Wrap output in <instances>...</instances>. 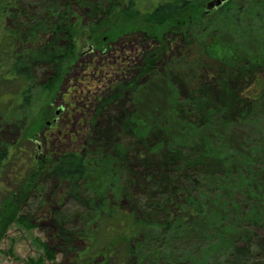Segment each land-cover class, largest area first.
I'll use <instances>...</instances> for the list:
<instances>
[{"label": "trees", "instance_id": "obj_1", "mask_svg": "<svg viewBox=\"0 0 264 264\" xmlns=\"http://www.w3.org/2000/svg\"><path fill=\"white\" fill-rule=\"evenodd\" d=\"M135 1L80 0V4L92 12L91 25L98 27L93 32L115 33L123 31L125 24L112 25L110 18L119 9L127 17L137 16ZM206 2L158 0L157 14L149 15L157 18L156 25L161 28L157 33L161 36V40L157 39V68L175 41L187 52L190 46L194 48V62L190 72L180 63L168 67L172 84L183 87L186 94L176 100L167 96L170 110L160 113V119L166 122L160 121L157 127L138 126V122V128L119 127L130 142L124 144L123 153L115 151L114 158L105 162L112 183L106 191L90 186L93 169L87 156L91 148L102 150L105 134L93 125L101 116L106 123L115 124L110 111L121 110L119 101L131 88H137L138 80L130 87L112 88L111 97L95 110V121L89 124L91 134L83 150L59 154L46 165L41 176L32 166L34 160L16 174L7 172L13 162L16 167L14 160L21 148L12 151L0 138V231L15 224L32 231L43 213L55 223L50 238L40 243L42 255L29 258L26 264H190L192 253L205 244L201 225L209 222L205 235H210L216 230L214 218H220L211 212L209 204L223 197L224 185L236 184L240 177L256 187L249 192L236 188L244 198L237 206L232 205V215L240 226L219 230L220 235L226 232L234 237L224 248L225 257L220 264H264V170L260 169L264 151H254L262 155L260 158L251 152L242 155L241 148L232 144L237 137V123L250 125L256 121L251 110H257V105L264 102V59H251L260 48L248 40L250 37L251 42L264 44V0H228L221 8H206ZM8 6L5 12L8 9L16 21L17 31L12 26L9 34L0 36V60L11 65L8 77L0 74V120L14 118L16 112L10 110L11 105L19 111L30 107L38 81L63 66L68 68L74 50L72 46H60L62 41L72 39V34L64 30L61 36V28L57 29L64 23L63 18L53 21L58 16L52 15L63 8L62 4L48 10L49 23L44 21L48 13L34 14L30 20L24 18L29 7L25 0H13ZM185 12L194 18L186 27L176 21ZM216 25L235 28V37L241 41L245 38L248 43L237 46L236 40L234 44L227 40L225 53L221 50L222 54L214 51L203 55L199 51L198 57V43L190 45L188 37L196 42L198 38L210 37ZM223 36H227L226 31ZM17 51L28 54L22 56ZM154 68V64L147 66L140 77ZM59 82L60 78H56L42 86L51 89ZM13 87L18 94H11ZM215 138L224 139L225 145L215 143ZM189 140L192 142L187 147L180 143ZM51 182L62 189L61 194L54 201L55 206L41 205L47 193L45 187ZM259 198L263 204L260 212L246 213ZM227 213L224 205L221 216ZM90 215L93 222L81 226L79 220Z\"/></svg>", "mask_w": 264, "mask_h": 264}, {"label": "rangeland", "instance_id": "obj_2", "mask_svg": "<svg viewBox=\"0 0 264 264\" xmlns=\"http://www.w3.org/2000/svg\"><path fill=\"white\" fill-rule=\"evenodd\" d=\"M12 1L0 0V36L9 34L13 30L12 26H15L16 21L13 22L14 18L9 16L8 9L5 12V7H9L8 5ZM25 1L29 7L26 8L24 18L30 20L34 14L46 15L51 6L57 7L56 5L61 4L62 0ZM145 1L136 0V6L142 9ZM148 6L146 7L148 8ZM148 12L145 13L148 14ZM115 15L110 18L112 25L125 24L123 31L115 33L89 31L84 26L93 24L92 19L88 15L82 16L80 31H77V44L82 57L72 68H66L65 77L51 89L42 86L45 79L41 78L38 81V87L32 92L33 99L30 107L22 108L19 111L15 108L16 105H11L10 110L16 112L13 115L14 118L12 120L9 118L0 120V138L12 151L16 150L17 147L21 148L14 160L17 162L16 167L13 166V162L12 165L8 166L10 168H8L7 172L16 174L24 167V164H28L29 160H34L32 166L37 169L36 174L41 176L42 174L40 173L46 170V165H50L59 154L81 152L87 144L89 134H91V125L89 124L95 121V110H97L103 100L106 101L111 97V94H113L112 88L120 87L123 83H127L123 81V73L128 74L131 70H135L137 72L136 77L132 81L135 82L136 79L140 78L139 82L136 83L138 84L137 88L134 89L135 91L131 88L127 96L119 101L121 110L110 111V116H112L111 118H113L115 124L106 123L105 118L101 116L93 125V128L98 126L97 128H100L99 132L101 133L104 130L105 134L103 137L98 134V137L104 138L102 150L99 147L91 148L92 150L89 151L90 154L87 156L93 169L89 178L90 186L94 189L106 191L112 183L109 169L105 162L110 158H114L115 151L121 152L120 150H122L123 153V149H126L125 145L130 142L129 137H124L119 132V127L127 129L128 127L130 129L138 128V126L142 125H145V127H157V124L161 125L160 121L166 122L165 119H160V113L164 114L165 111L170 110V106L167 103V100H170L167 96L170 98L172 96L175 100L185 96L186 90L183 87L177 88L172 84L173 81L171 80L168 67L171 65L177 67V63H180L183 69L190 72L189 69L194 62V48L190 46L187 52V49H183L175 41L162 55L158 62V68L140 77L143 66H139L138 62L141 55L144 52H149L148 46L150 51L155 48L152 41L150 42L145 38V32L150 36L156 35V24L159 25L157 18L154 19L150 16H145V14L127 17L126 13H123L120 9ZM191 20H194L191 13L185 12L183 17L176 21L186 27L190 25ZM108 24L111 27L110 22ZM108 24L105 26H108ZM160 29L157 26V33ZM234 30L235 28L233 27L227 28L222 25H216L211 31L212 35L210 37L198 38L197 42L195 38L191 39L192 37H188V42L190 45L198 43L196 50L198 57L200 52L203 55L214 51L222 54L221 50L225 53L224 43L227 40H231L232 44L236 40L237 46L248 43L245 38L242 41L236 38ZM225 31L227 33L226 37L223 36ZM19 35L23 38V32H20ZM92 37H94L93 41L91 40ZM104 38H107L106 42ZM157 39L161 40V36L157 35ZM248 40L250 44L260 48L251 59L255 60L256 57L264 59V57L262 58L264 56V44H260L255 40L251 42L250 37ZM89 46L100 49V51L94 50V52H91ZM27 54L24 52L22 56ZM243 54H246V52ZM206 58L204 57L203 60L207 61ZM3 60V58L0 60V66L2 65L0 74L8 77V69L11 65L3 64ZM134 76L135 74H133ZM131 83L133 84V82ZM187 83H189V80H187ZM10 92L11 94H18V89L13 87ZM251 114L254 118H257L256 121L253 120L254 122H251L250 125L243 121L238 122L234 130L237 137L232 141V144L236 148H241L242 155L251 152L252 156L260 158L262 155L254 154V151L258 153L264 151V102L257 105V110H251ZM214 140L215 143L219 142L223 146L226 143L224 139L221 141V139L215 138ZM191 142L192 140L181 141L180 143H185L187 147ZM223 148L228 149L229 147ZM44 159L48 162H45ZM260 169L264 170V165H261ZM119 186L121 187V185ZM237 186L246 192L256 187L252 182H245L243 177H240L236 184L223 186V197L219 201L213 200L214 202L212 201L209 204L211 212L214 215H220L222 220L217 217L214 218V222H212L216 226V230H213L210 235H205L209 222L201 225V233L205 237V244L203 249L200 248L197 252L192 253V262L190 261V264H220L224 259V248L228 245L232 235H227L228 233L226 232L220 235L219 230L222 227L232 229V227L239 228L240 226V223L236 222L232 215V207L237 206V202L244 201L241 196L242 191L236 190ZM45 188L47 193L41 201V205H49L51 203L55 206L54 201L57 200V196L61 194L62 189H58L55 182H51ZM113 192L115 193V191ZM224 205L228 208V215L224 214L221 216ZM262 205L261 198H259L253 208L251 207V210L246 213L251 211L259 213ZM91 215L81 218L79 224L85 226L87 222H93L94 217ZM47 218L48 221H46ZM49 218L46 213H43L42 216L40 215L38 227L32 231L25 230L17 224L9 226L7 230L3 229L0 231V264H26L29 258L40 257L43 253L40 243L46 242L50 238L51 227L55 225ZM232 238L234 237L232 236ZM186 252L188 253V251ZM58 260L62 261V257L59 256Z\"/></svg>", "mask_w": 264, "mask_h": 264}, {"label": "flooded vegetation", "instance_id": "obj_3", "mask_svg": "<svg viewBox=\"0 0 264 264\" xmlns=\"http://www.w3.org/2000/svg\"><path fill=\"white\" fill-rule=\"evenodd\" d=\"M62 1H63V3H62ZM62 1H61V4H62L63 8L57 10L56 14H53L52 17L55 18L58 16L57 19L53 20L54 22L55 21L58 22L63 18L64 23L62 25H59L57 28V29L61 28V31L63 32L61 34V36H64V34H65L64 30H66L67 33L72 34L71 40H73V43L71 40H69L68 42L62 41L60 43L61 47L72 46L74 48L73 55L70 57V63H69L70 65L67 68V69H70L82 57L80 52H79L78 44H77L78 43V36H77L78 32L77 31H80L79 29L81 27V22H82L81 17L84 15H88L89 17H92V12H90L88 9H83V10H85V11H83L81 8L80 0H62ZM216 2H217L216 0H209L206 4L207 5L206 8L209 6H212V4H214ZM223 4L217 8H221L223 6ZM158 5H159L158 0H146L144 3V7L142 9L139 8L138 6H136V8L139 11L138 13H136V15L137 16H140L141 14H145V16H149L150 14L155 15V14H157ZM146 6H148V8ZM212 8H216V6H214ZM14 11H15L16 15H19V9L16 8ZM147 11H149L148 14L145 13ZM50 18H51V15L48 13L45 16L44 21L49 23ZM84 28H87L89 31H92V30L97 29L98 27H96V25L87 24L84 26ZM13 29L16 30L17 27L15 29V27L13 26ZM155 29H156V35L150 36L147 32H145V38L150 42L152 41L153 45H155V48L152 51H150V47L148 46L147 49L149 52H144L141 55V58L139 59L140 61L138 62V65L143 66L142 70L144 68H146L147 66L149 67L152 64H154V66H155V68L153 70H155L157 68V44H159L157 41V25H156ZM104 31L106 32V30H104ZM143 35H144V33H143ZM106 40H107V38H104L105 42H106ZM111 44H113V43H111ZM89 48H90L91 52H94V50L100 51V49H96L93 46H89ZM22 53H23L22 51H17V54H22ZM65 73H66V67H64V66L62 68H60L59 70H54L50 73V75L48 77L45 78V82L43 84L49 83V82L55 80L56 78H60V80L62 81L63 77H65V75H64ZM67 73H68V71H67ZM136 73L137 72L135 70H131L130 72H128V74L123 73V75H124L123 81L124 82L126 81L127 83H123L122 85H120V87L121 86L130 87V85L132 84L131 82L136 83L137 79L135 82L132 81L136 77ZM133 74H135L134 77H133ZM130 76L132 79L130 78ZM120 87H118V89Z\"/></svg>", "mask_w": 264, "mask_h": 264}, {"label": "water", "instance_id": "obj_4", "mask_svg": "<svg viewBox=\"0 0 264 264\" xmlns=\"http://www.w3.org/2000/svg\"><path fill=\"white\" fill-rule=\"evenodd\" d=\"M217 2L212 4V6H210V8L216 6V7H219L221 6L223 3L227 2L228 0H216Z\"/></svg>", "mask_w": 264, "mask_h": 264}]
</instances>
